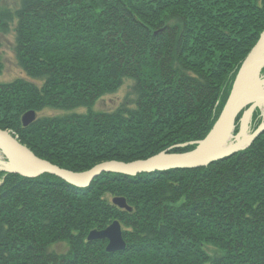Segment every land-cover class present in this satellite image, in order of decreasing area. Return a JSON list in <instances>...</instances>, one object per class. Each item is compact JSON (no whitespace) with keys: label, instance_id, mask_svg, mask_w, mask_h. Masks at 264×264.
I'll use <instances>...</instances> for the list:
<instances>
[{"label":"trees","instance_id":"16d2710c","mask_svg":"<svg viewBox=\"0 0 264 264\" xmlns=\"http://www.w3.org/2000/svg\"><path fill=\"white\" fill-rule=\"evenodd\" d=\"M2 1L0 31L15 24L17 62L35 82L0 83V128L79 172L195 148L264 31V0ZM125 79L134 99L95 110ZM46 108L66 113L24 126ZM262 122L256 109L253 129ZM115 220L125 250L87 241ZM61 242L67 251L50 249ZM0 264H264V132L205 167L104 172L87 187L0 171Z\"/></svg>","mask_w":264,"mask_h":264},{"label":"water","instance_id":"95a60500","mask_svg":"<svg viewBox=\"0 0 264 264\" xmlns=\"http://www.w3.org/2000/svg\"><path fill=\"white\" fill-rule=\"evenodd\" d=\"M256 71L251 72L252 66ZM264 67V32L260 39L244 59L230 95L216 122L190 152L183 154H168L169 150L158 153L147 159L132 162L106 161L84 172H73L62 168L48 160L37 156L29 147L21 143L9 130L0 128V149L9 161L10 171L24 176H39L42 173H51L63 180L77 185L87 186L103 172H118L128 175H137L143 172L166 171L169 169H188L208 166L209 164L234 155L249 147L264 131V122L251 134H245L247 123L255 109L264 105V95L256 94V89L264 94V79L260 72ZM248 107V108H247ZM243 123L240 132L234 136L236 118L244 109ZM36 112H26L22 119L24 126H28L35 119ZM244 120L246 122H244ZM244 133V135H242ZM233 139V140H232ZM114 203L121 208L131 207L123 198H115ZM107 239L108 252L123 251L126 243L123 239L121 224L114 221L107 228L92 230L88 235L89 241Z\"/></svg>","mask_w":264,"mask_h":264},{"label":"rangeland","instance_id":"374dc122","mask_svg":"<svg viewBox=\"0 0 264 264\" xmlns=\"http://www.w3.org/2000/svg\"><path fill=\"white\" fill-rule=\"evenodd\" d=\"M20 0H3L2 1V6L3 7H9V8H16L19 6ZM15 24H12L10 26V28H8V32H2L0 31V62L3 65V69L0 73V83H4V82H11L14 81L16 79L19 78H23L26 80H30L35 82V80H33L31 77H29L26 72L19 66L18 62H17V58H16V53H15V45H16V31L14 29ZM264 32V31H263ZM262 32V33H263ZM261 33V34H262ZM261 37V35H260ZM260 39V38H259ZM258 39V40H259ZM258 42V41H257ZM255 46V45H254ZM253 46V47H254ZM252 50V49H251ZM250 50V51H251ZM237 76V75H236ZM260 77L262 79H264V67L262 68V71L260 72ZM132 85H133V81L130 79H125L123 85L120 87V89L113 94H107L104 95L103 97H101L95 104L94 109L97 111H104V112H112L114 110H116L127 98H131L134 99V96L132 94ZM226 103V102H225ZM225 105V104H224ZM224 107V106H223ZM248 108V107H247ZM247 108H244L237 116L236 118V127L234 130L233 135L236 136L241 129V125L243 123V115L244 112L247 110ZM223 109V108H222ZM261 110V115L263 117V122H264V105L261 108H257ZM256 110V109H255ZM254 110V112H255ZM86 109L85 108H78L77 110H73V112H85ZM222 111V110H221ZM29 112V111H28ZM251 115V118L248 122L247 128H246V134H251L253 133L255 130L253 129V114ZM66 111L63 110H59V109H52V108H46L38 113H36L35 115V119L38 117H43V116H55V115H61V114H65ZM221 113V112H220ZM220 115V114H219ZM241 115V116H239ZM219 117V116H218ZM23 122V119H22ZM216 122V121H215ZM262 122V123H263ZM261 123V124H262ZM260 124V125H261ZM238 128V129H237ZM258 129V128H257ZM256 129V130H257ZM10 131V130H9ZM12 132V131H10ZM264 132V131H263ZM12 134L17 138V136L12 132ZM202 140V139H201ZM233 140V139H232ZM200 141V140H199ZM21 142V141H20ZM197 142V141H196ZM196 142H191L189 144H196ZM25 145V144H24ZM188 144L184 145L187 146ZM196 147V146H195ZM195 149V148H193ZM192 149V150H193ZM169 152H167L168 154H183V153H187L190 151H186V152H182V153H171L170 149ZM163 152V151H162ZM161 152V153H162ZM226 158V157H225ZM43 159V158H42ZM46 160V159H45ZM49 161V160H48ZM218 161V160H217ZM51 162V161H50ZM106 162V161H105ZM52 163V162H51ZM103 163V162H102ZM100 164V163H99ZM212 164V163H211ZM98 165V164H97ZM210 165V164H209ZM96 166V165H95ZM205 167V166H204ZM63 168V167H62ZM93 168V167H92ZM66 169V168H65ZM70 170V169H68ZM90 170V169H89ZM170 170V169H169ZM0 171L3 172H13L10 171V166H9V161L7 159V157L4 155V153L1 151L0 149ZM73 171V170H70ZM87 171V170H86ZM73 172H79V171H73ZM84 172V171H81ZM17 173V172H15ZM104 173V172H103ZM19 174V173H18ZM43 174V173H42ZM102 174V173H101ZM21 175V174H20ZM128 175V174H127ZM24 176V175H23ZM40 176V175H39ZM56 176V175H55ZM27 177H31V176H27ZM36 177V176H35ZM58 177V176H57ZM62 179V178H61ZM67 182V181H66ZM69 183V182H68ZM71 184V183H70ZM74 185V184H73ZM77 186V185H74ZM88 186V185H87ZM87 186H83V187H87ZM81 187V186H78ZM115 199V198H114ZM118 221V220H115ZM119 222V221H118ZM120 223V222H119ZM97 231H100V229H94ZM103 230V229H102ZM92 231V230H91ZM90 231V232H91ZM89 232V233H90ZM123 234V233H122ZM89 235V234H88ZM124 239V237H123ZM100 241H104L105 242V247L107 246V241L106 239H99ZM96 240V241H99ZM87 241L88 240V236H87ZM96 241H89V242H96ZM125 241V239H124ZM126 243V241H125ZM51 250H56L58 252H65L68 250V245L64 242L55 244L53 246H51L50 248ZM119 252V251H117ZM116 253V252H114Z\"/></svg>","mask_w":264,"mask_h":264},{"label":"bare ground","instance_id":"6f19581e","mask_svg":"<svg viewBox=\"0 0 264 264\" xmlns=\"http://www.w3.org/2000/svg\"><path fill=\"white\" fill-rule=\"evenodd\" d=\"M256 68H257V67L253 65V66L251 67L250 71H251V72H254V71H256ZM256 94L264 95L263 93H261V90H258V89H256ZM244 122H246V121L244 120ZM247 125H248V123H247ZM245 134H246V131H245ZM242 135H244V133H243ZM101 240H102V239H101ZM106 241H107V245H108V242H109V241H108L107 239H106ZM106 247H107V246H106ZM106 251H107V250H106ZM107 252H108V251H107ZM108 253H114V252H108Z\"/></svg>","mask_w":264,"mask_h":264}]
</instances>
